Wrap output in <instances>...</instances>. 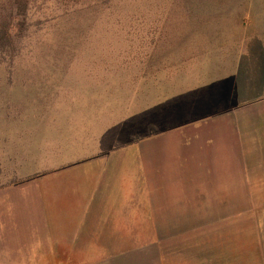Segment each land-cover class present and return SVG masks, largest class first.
<instances>
[{
	"label": "rangeland",
	"instance_id": "obj_1",
	"mask_svg": "<svg viewBox=\"0 0 264 264\" xmlns=\"http://www.w3.org/2000/svg\"><path fill=\"white\" fill-rule=\"evenodd\" d=\"M0 18V129L54 126L56 156L106 155L216 115L239 129L264 120V0H0ZM250 177L228 206L201 198L166 221L184 226L162 231L166 264H207L213 238L246 224L264 254V171Z\"/></svg>",
	"mask_w": 264,
	"mask_h": 264
},
{
	"label": "crops",
	"instance_id": "obj_2",
	"mask_svg": "<svg viewBox=\"0 0 264 264\" xmlns=\"http://www.w3.org/2000/svg\"><path fill=\"white\" fill-rule=\"evenodd\" d=\"M241 120L239 129L229 115L211 116L122 150L110 146L106 155L75 157L55 155L54 126L4 124L0 264H166L162 231L184 227L166 221H181L184 205L199 211L201 198L228 206L233 191L246 195L251 173L264 171V120ZM247 228L233 244L214 237L219 250L207 264H264Z\"/></svg>",
	"mask_w": 264,
	"mask_h": 264
},
{
	"label": "trees",
	"instance_id": "obj_3",
	"mask_svg": "<svg viewBox=\"0 0 264 264\" xmlns=\"http://www.w3.org/2000/svg\"><path fill=\"white\" fill-rule=\"evenodd\" d=\"M6 21L0 18V36L4 37L6 40L11 36V31H9V27L7 26ZM7 41L5 42V44ZM7 124V122H6Z\"/></svg>",
	"mask_w": 264,
	"mask_h": 264
}]
</instances>
